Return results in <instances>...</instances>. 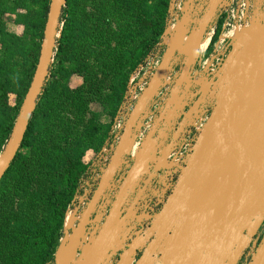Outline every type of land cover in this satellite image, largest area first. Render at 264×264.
<instances>
[{
    "label": "water",
    "instance_id": "water-1",
    "mask_svg": "<svg viewBox=\"0 0 264 264\" xmlns=\"http://www.w3.org/2000/svg\"><path fill=\"white\" fill-rule=\"evenodd\" d=\"M220 2L210 1L188 39L194 1L185 4L171 43L125 120L90 202L75 226V215L65 222L54 264H108L119 245L121 225L131 217L130 209L123 216L124 207L149 163L155 165V172L159 171L184 131L208 106L210 115L179 168L162 208L144 217L150 220L147 235L152 240L136 264H242L244 259L246 264H264V0H255L251 24L231 40L226 60L212 78L206 83L195 81L191 72ZM65 6L66 0L50 2L39 61L0 155V182L23 144L50 78ZM172 10L173 3L168 18ZM178 63L179 74L165 83L167 74ZM166 85L171 86L169 95L132 158L133 165L105 222L91 243L79 251L88 221L131 152L146 110ZM143 241L136 239L118 264H129Z\"/></svg>",
    "mask_w": 264,
    "mask_h": 264
},
{
    "label": "trees",
    "instance_id": "trees-1",
    "mask_svg": "<svg viewBox=\"0 0 264 264\" xmlns=\"http://www.w3.org/2000/svg\"><path fill=\"white\" fill-rule=\"evenodd\" d=\"M82 1L66 0L50 78L23 144L0 182V264L55 263L66 211L91 160L87 157L104 146L130 76L166 28L170 0H111L113 8L137 15L141 38L126 49L118 44L116 63L111 66L107 59L102 61L104 73L99 76L86 52L79 53L77 47L80 30L83 32L91 16ZM50 2L0 0V155L39 61ZM7 14L25 28L23 37L6 29L3 18ZM103 21L98 18L93 30L100 44L109 48L110 24ZM72 75L81 76L83 85L70 87ZM107 81L110 91L105 90ZM12 95L16 97L14 106ZM93 102L103 106L100 113L90 109ZM105 116L110 118L108 123L102 120Z\"/></svg>",
    "mask_w": 264,
    "mask_h": 264
},
{
    "label": "built area",
    "instance_id": "built-area-1",
    "mask_svg": "<svg viewBox=\"0 0 264 264\" xmlns=\"http://www.w3.org/2000/svg\"><path fill=\"white\" fill-rule=\"evenodd\" d=\"M188 1L189 0H170V4L173 3V10L171 16L169 18L167 17L166 28L160 38V41L157 43L153 51L146 57L144 62L140 64L130 76L123 101L114 117L109 137L107 138L102 149L91 158L85 173L81 176L74 198L66 211L65 222L75 215L73 223L75 226L77 224V220L80 218L87 204L90 202V199L92 198L95 191V183H98V181L103 176L113 153V149L121 137L124 122L129 116L142 91L146 87L148 80L160 64L166 48L171 43L172 37L175 33L176 25L181 19L183 9ZM193 1L194 3L192 12H194L195 15L193 16V20L189 25V31L186 33V39H188L190 32L196 26L198 19L204 14L211 0ZM254 5L255 0H221L220 8L211 22L207 33L205 34L204 40L207 39L208 44L204 49H201L200 47L199 54L195 60L194 68L191 72L193 80L203 81L206 83L222 66L230 51L231 40L240 31H242V29L248 27L251 24L253 19ZM179 70L180 63L173 66V68L169 71L164 80L165 83L174 80L179 74ZM170 88V85H166L159 89L158 93L154 96L152 102L146 110L144 118L141 122V126L136 133V139L133 148L116 173V179L112 180L108 186L109 192L107 195L109 198H111V202L109 200L105 206H99L93 212L83 234L79 251L87 247L91 243V240L99 233L103 223L106 220V217L109 214L112 199L116 195L121 183L131 168L130 162H132V158L135 156L137 150L150 130L153 121L158 114V111L161 109L163 103L167 99ZM210 111L211 108L209 106L203 109V113L200 114L193 124L184 131L179 142L170 150L163 167V177H167V175L171 174L172 171L174 174L178 175L179 168L184 165L186 157L190 154L199 132L210 115ZM162 151L163 148L159 150V153ZM152 165V163H149L148 167L143 173L144 179L150 173V168ZM159 177L160 179H163L161 175ZM176 180L175 176L171 177V181L173 182L171 184L172 188L176 183ZM167 197L168 196L165 197L162 204L165 202ZM128 226H130L129 221H125L121 225L118 234L119 245H117V250L115 253H113L108 264H117V257L126 249L128 240L130 239V229L127 228ZM63 233L64 229L62 236ZM136 256L137 254H135L131 259V264L133 261H135Z\"/></svg>",
    "mask_w": 264,
    "mask_h": 264
},
{
    "label": "rangeland",
    "instance_id": "rangeland-1",
    "mask_svg": "<svg viewBox=\"0 0 264 264\" xmlns=\"http://www.w3.org/2000/svg\"><path fill=\"white\" fill-rule=\"evenodd\" d=\"M81 5L86 7L91 16L88 21L85 22V29L83 32L80 30L77 47L79 53L82 51L86 52L94 73H97L100 76L104 73L102 71V61L107 59V65L110 63L111 66L116 63L113 59H116L114 58V52L116 47H118V44H120L119 47L126 49L129 46H135L140 40L141 37L138 35L139 28L136 24L137 15H134V12L130 14L125 12V10L122 12L119 8H113V2L111 0H107L105 4L102 0H83ZM102 16L107 23L109 21L110 24V27L107 28L108 34H112L109 48L100 44V41L96 38L95 31L93 30L94 23L98 18L103 21ZM14 19L15 16L9 14L5 15L3 18L4 25L11 33H16L18 36L23 37L24 34H26L25 28L22 25H17L14 22ZM82 28L83 27L81 26L80 29ZM131 33L134 35L130 36ZM80 58H82V55ZM83 83V78L78 75H72L68 80V84L72 88H78L83 85ZM109 84V81H107L105 90L110 91ZM10 103L12 106L16 104V97L14 95L11 96ZM90 109L100 113L103 110V106L99 103L93 102L90 104ZM102 120L103 122L108 123L110 118L105 116ZM91 157L92 155L90 154L87 158L91 159Z\"/></svg>",
    "mask_w": 264,
    "mask_h": 264
},
{
    "label": "flooded vegetation",
    "instance_id": "flooded-vegetation-1",
    "mask_svg": "<svg viewBox=\"0 0 264 264\" xmlns=\"http://www.w3.org/2000/svg\"><path fill=\"white\" fill-rule=\"evenodd\" d=\"M130 164L132 167L133 161L130 162ZM164 165H165V162H164L163 166L161 167V169L157 172H155V165L154 164L152 165V167L150 168V173L145 177V179L142 176L144 181L141 180V182L139 183V185L137 186V188L135 190V193L132 194V196L129 199V202L126 203V206L124 207L125 212L123 213V216L128 214V210L130 209V213H129L131 216L130 219L124 220V222L125 221L130 222V226L127 227L128 229H130V234H129L130 239L128 240V244L126 246V249L123 252H121L119 254V256L117 257L118 258L117 264L121 260V255H123V253L125 251H127V249H129V246L136 239L141 238L142 241L144 240L143 241L144 244L142 246H139V248H142V249H138L136 251L137 256L135 258V261H133V263H132V264H136L138 262V260L144 255V253L147 250V245L152 240V237L147 235L148 229L150 226V220H146L144 217L146 215L152 216V215H154L160 211V209L162 208L163 200L165 199L166 196H168L170 194V192L172 190L171 184L173 182L171 181V177L175 176V180H176L177 176H178V175L174 174L172 171L171 174L167 175V177L166 176L163 177ZM160 175H161V177H163V179H160V177H159ZM116 177H117V175L114 176L113 180H115ZM159 180H161V181H159ZM99 182H100V180L98 181V183L97 182L95 183V188H94L95 190L97 189ZM110 183H109V185H110ZM108 192H109V189L107 188L104 196L98 202L95 210L99 206H105L109 200L111 202V198H109L107 195ZM117 193H118V191H117ZM114 198H115V196H114ZM114 198L112 199L111 206L114 202ZM137 217H141L139 222L136 220ZM263 235H264V226L261 230V237ZM129 264H131V263L129 262ZM242 264H246L245 259L242 260Z\"/></svg>",
    "mask_w": 264,
    "mask_h": 264
},
{
    "label": "bare ground",
    "instance_id": "bare-ground-1",
    "mask_svg": "<svg viewBox=\"0 0 264 264\" xmlns=\"http://www.w3.org/2000/svg\"><path fill=\"white\" fill-rule=\"evenodd\" d=\"M207 44H208V40L207 39H205L202 43H201V49H204L206 46H207Z\"/></svg>",
    "mask_w": 264,
    "mask_h": 264
}]
</instances>
